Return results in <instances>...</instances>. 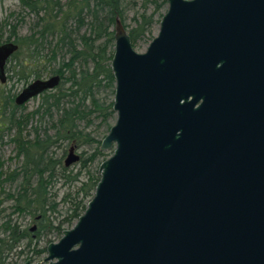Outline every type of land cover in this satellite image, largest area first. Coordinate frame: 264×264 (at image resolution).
<instances>
[{
  "label": "water",
  "instance_id": "1",
  "mask_svg": "<svg viewBox=\"0 0 264 264\" xmlns=\"http://www.w3.org/2000/svg\"><path fill=\"white\" fill-rule=\"evenodd\" d=\"M167 3L143 53L115 22L113 153L43 264H264V0ZM18 50L0 44L3 85ZM61 81H33L16 105Z\"/></svg>",
  "mask_w": 264,
  "mask_h": 264
},
{
  "label": "rangeland",
  "instance_id": "2",
  "mask_svg": "<svg viewBox=\"0 0 264 264\" xmlns=\"http://www.w3.org/2000/svg\"><path fill=\"white\" fill-rule=\"evenodd\" d=\"M67 1L69 0H63L64 3H67ZM151 1H156V3L162 5L160 12L155 16V23L151 29V36L154 38L159 32L160 21L168 10L167 0H120L121 13L123 17H120V19L122 20L128 34L136 28L142 17L145 15L147 17L150 16V14L155 10L156 5ZM13 13H20L16 18L23 19L22 26L19 29V35L22 37L30 35L32 33V29L35 28L36 23L38 22L37 17L34 14L21 9L18 0H0V35H3V40L8 37V30H5L1 26L8 18L11 20L10 15ZM16 18H13L11 21ZM102 19L104 25L107 26L106 20L104 18ZM86 23H90V19L88 17H86ZM109 28L110 32L114 33V42L108 50V54L112 55L113 59L115 47V24L109 26ZM83 35H89L88 26H85L78 35L74 36L75 40H77L79 49L82 48L80 39ZM149 38L150 36H147L146 39L144 38V40L140 41L134 49L138 53L145 52L150 44ZM104 41V39H101L96 42L94 47L95 52L96 47L98 48L104 43ZM57 58L58 59L52 63H47L45 65L44 62H41L39 64L40 69L41 67H46L43 72L42 79L45 80L55 76L56 74H54V72L58 70L63 63L68 62L69 55H67L65 51H61L57 55ZM10 61L8 64L9 68L15 64L14 60ZM111 62L112 60L109 63L110 68ZM94 68L95 62L90 59L87 63L75 64L77 80L79 82L82 81L83 78H86L93 72ZM7 75L8 77H14L13 73H7ZM68 76H70V74L66 73L65 77ZM102 79L103 76H100L97 80H89V82L80 87L78 91L76 90L73 96L63 98L59 106L50 107V110L47 113L46 110L49 109V105H45L43 101L44 96L49 94L59 95V93L72 95L73 93L71 92V83L62 79L58 88L40 95L39 97L32 99L25 106L20 107L16 115V118L18 119H24L33 112L38 110L40 111L39 114H36L34 117L31 116L28 120L23 121L21 133H18V128L16 126L10 131L7 129L2 132L0 131V182L3 183L2 186L0 185V227L8 221H11L13 225H18L20 231L28 230L30 235L29 240L21 241L11 253L7 252L6 249L4 250V256H8L5 264H24L27 261H31L32 264H43L45 258L47 257V252L42 254H38L37 252L43 249L46 250L50 243L58 242L62 238L63 232L71 229L70 226L65 224L63 226L62 233L53 230L48 234L49 231L44 230L42 231L40 238H38V236L34 234L36 229L35 231H32V229H38L40 226L39 221L42 219L40 216L41 213L20 214L15 211L16 199L14 198H17V196L22 192V188L27 177H25V172L23 171L25 162L24 157H18L17 144L12 142V140L19 136L22 140L30 143H33L37 138L43 141H52L46 149V163L44 164L51 161L52 164L50 169L54 174V177L51 178L50 170L44 174V179L50 181V183L47 188L48 201L46 216L43 223L57 227L72 214L71 204L65 200L66 196H75L76 192L80 189L81 184L86 182L89 177L99 176L98 170L100 164L108 159L113 153V150L102 152L105 153V156L100 157L96 160V162L90 164L88 167L81 164L82 159H86L96 151L99 143H102L103 139L108 135L111 127L116 122L115 113L111 117L106 116L111 110H108L109 107L112 106L113 111L115 82L113 87L105 81L103 84L98 85L99 80ZM33 81L34 79L30 80L28 84H25L18 83L15 78H9L7 83L3 86L6 90H12V94L18 96L22 90ZM50 101L53 102V99ZM73 108L81 111L84 115L83 119L76 122V130L81 133V136H78L80 140L59 139L57 133L60 129L59 121L62 120L61 117L64 113V109L68 110ZM0 130H2V128H0ZM77 134L78 133L76 132V135ZM87 136L94 139L96 143H84V138L82 137ZM73 146L76 149L75 153L79 155L81 159L78 163H74L71 166L66 167L65 161L68 157L70 148ZM28 174V178L30 177L32 180L33 186H36L39 180L38 174L31 176L30 171ZM12 176L15 177L14 180L7 181ZM10 196H14V198L12 199ZM81 198L82 197H80V199ZM1 239L7 240V234L1 235ZM30 240L31 242H29Z\"/></svg>",
  "mask_w": 264,
  "mask_h": 264
},
{
  "label": "trees",
  "instance_id": "3",
  "mask_svg": "<svg viewBox=\"0 0 264 264\" xmlns=\"http://www.w3.org/2000/svg\"><path fill=\"white\" fill-rule=\"evenodd\" d=\"M23 11H28L37 17L38 22L32 33L28 36H20L19 29L22 26L23 19H18L20 13H13L9 18L2 24V28L8 30V37L3 40V35H0L1 43L14 42L19 46L18 52H16L11 60L15 61V64L9 68L7 67V73H13L14 77L18 83H29L30 80L42 79L43 72L46 67L39 68V64L44 62L52 63L57 60V55L61 51H65L69 55L67 63L63 65L54 72V74L59 75L61 79L71 83V94H60L59 95H46L43 98L45 105L50 107H57L63 100V98L73 96L75 91L79 90L84 84L88 83L89 80H97L100 76H103L102 80H99L98 85L103 84L105 81L111 87L114 86V75L109 66L112 60V55L108 54L109 47L112 46L114 39V33L110 32L109 26L115 24L117 19L123 18L121 13V3L120 0H69L64 3L63 0H18ZM154 2L156 7L155 10L150 14V16H144L138 22V25L133 29L129 35L132 40L133 47L137 46L138 43L147 36H150L149 42L153 40L151 36V29L155 23V16L161 10L162 5ZM153 3V4H154ZM146 14V13H144ZM86 17L90 19V23H86ZM106 20L107 26L104 25L103 19ZM121 20V19H120ZM122 21V20H121ZM89 27V35H83L80 39V44L82 48L79 49L77 40L74 36L78 35L80 31L85 27ZM104 39V43L98 48L95 44L99 40ZM95 62V68L93 72L83 78L82 81L77 80V74L75 70V64L77 63H87L88 60ZM11 63V61H10ZM107 64V65H106ZM9 66V65H8ZM43 68V69H42ZM68 73L70 76L65 77ZM17 96L12 94V90H6L3 84L0 83V130H12L13 127L18 128V133L22 131V125L24 120H28L31 116L39 114V110L28 115L24 119L16 118L17 111L20 109L16 105L15 99ZM53 99V102L50 100ZM111 109V110H110ZM110 112L106 116L114 115L112 111V106L109 107ZM84 118L81 111L76 108L64 109V113L60 120V129L57 133L59 139H77L80 140L78 136L81 133L76 130V122ZM76 132L78 133L76 135ZM84 138V143H96L94 139L90 136L82 137ZM91 138V139H90ZM12 142L17 144L18 157H24L23 171L25 172L26 180L24 182L22 192L14 198L16 199L17 213H41V221H39L40 226L34 234L40 238L42 231L46 230L52 232L53 230L62 233L63 226L67 224L71 228L78 221L79 217L82 216L87 208L88 203L94 196L96 186L100 180V177L93 176L89 177L86 182L81 184L80 189L76 192V195H68L65 200L70 202L72 214L63 222H61L57 227L52 225L44 224L46 209H47V195H48V184L50 181L44 179V174L48 170L51 172V161L47 164L45 162V156L47 155L46 149L48 145L52 142L50 140L43 141L37 138L33 143L22 140L19 136L12 140ZM56 142V141H55ZM101 143L97 147L96 151L87 157L82 159L81 164L88 167L93 164L100 157L105 156V153L100 151ZM31 172V176L38 174L39 180L36 186H33L32 180L28 178V172ZM51 178L54 174L51 172ZM14 176L9 178L7 181L14 180ZM2 182L0 185L2 186ZM80 197H82L80 199ZM50 229V230H49ZM7 234V240L1 239V235ZM47 234V235H48ZM34 235V236H35ZM30 235L28 230L20 231L18 225H13L11 221H8L0 227V264H5L8 256H4V250L7 252H12V250L20 244L21 241L29 240ZM31 242V240L29 241ZM46 250H39L37 253H45Z\"/></svg>",
  "mask_w": 264,
  "mask_h": 264
},
{
  "label": "flooded vegetation",
  "instance_id": "4",
  "mask_svg": "<svg viewBox=\"0 0 264 264\" xmlns=\"http://www.w3.org/2000/svg\"><path fill=\"white\" fill-rule=\"evenodd\" d=\"M47 93V92H46ZM45 94V93H44ZM43 95V94H42ZM29 103V102H28ZM25 106V105H24ZM23 107V106H22ZM78 163V162H77Z\"/></svg>",
  "mask_w": 264,
  "mask_h": 264
}]
</instances>
